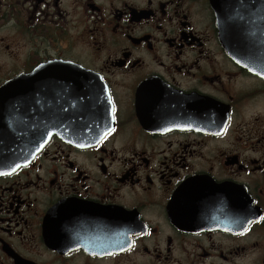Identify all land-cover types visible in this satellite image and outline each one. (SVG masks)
<instances>
[{
    "label": "flooded vegetation",
    "instance_id": "obj_1",
    "mask_svg": "<svg viewBox=\"0 0 264 264\" xmlns=\"http://www.w3.org/2000/svg\"><path fill=\"white\" fill-rule=\"evenodd\" d=\"M246 48L213 0H0V264H264Z\"/></svg>",
    "mask_w": 264,
    "mask_h": 264
},
{
    "label": "water",
    "instance_id": "obj_2",
    "mask_svg": "<svg viewBox=\"0 0 264 264\" xmlns=\"http://www.w3.org/2000/svg\"><path fill=\"white\" fill-rule=\"evenodd\" d=\"M255 4H259V2H246L241 4L213 0V5L217 11L222 42L232 48L231 53L238 60L244 62L259 60V51L251 50L250 48L247 49V46L264 45V36L248 33V29H252L255 26L251 23L248 25L245 21L247 9ZM255 7H258V5ZM255 68L260 69L258 66ZM60 85L62 84L58 83V86ZM65 85H69V83ZM59 92L66 93L67 90H59ZM66 101L69 102V99L65 100V102ZM64 109H66V111L68 110L67 113L69 114V106ZM58 134L69 140V131L58 132Z\"/></svg>",
    "mask_w": 264,
    "mask_h": 264
},
{
    "label": "snow or ice",
    "instance_id": "obj_3",
    "mask_svg": "<svg viewBox=\"0 0 264 264\" xmlns=\"http://www.w3.org/2000/svg\"><path fill=\"white\" fill-rule=\"evenodd\" d=\"M16 167H19V165H16ZM2 174H5V173H0V175H2ZM262 219H264V218H262Z\"/></svg>",
    "mask_w": 264,
    "mask_h": 264
}]
</instances>
